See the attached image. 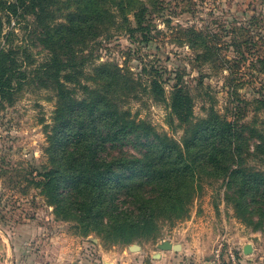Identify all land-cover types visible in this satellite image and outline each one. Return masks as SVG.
Here are the masks:
<instances>
[{
  "label": "rangeland",
  "instance_id": "374dc122",
  "mask_svg": "<svg viewBox=\"0 0 264 264\" xmlns=\"http://www.w3.org/2000/svg\"><path fill=\"white\" fill-rule=\"evenodd\" d=\"M16 1V14H2L0 34L1 48L13 30L8 37L19 51L22 72L13 101L0 105V261L11 264L16 256L18 264H49L51 255L63 256L66 246L78 245L81 258L89 263L110 264L123 260L120 254L131 244L149 252L165 239L180 244L170 264H201L220 244L234 248L238 264H264V197L254 190L255 197H247L245 218L238 217L228 199L232 191L226 179L202 174L201 189L186 218L171 222L159 217L154 231L130 244L113 243L94 230L84 233L74 220L54 214L32 183L34 168L46 160L44 124L51 121L56 105L55 92L43 85L39 68L48 52L35 16L23 0ZM137 1L126 10L127 17L111 6L112 16L98 27L97 35L75 45L76 57L85 60L81 82H92L97 78L95 66L107 64L116 74L111 96L119 108L180 141L183 126L168 106L171 88L178 82L192 97L194 120L213 107L242 125L246 165L264 171V152L255 150L256 144L264 143V0ZM142 5L144 34L129 30L137 26L133 14ZM75 6L76 0H57L41 22L64 21ZM154 74L164 87L163 98L149 91ZM108 146L113 155L143 152L131 137ZM16 230L12 256L11 236ZM243 243L252 246L251 253L243 252ZM140 250H129V256L139 257Z\"/></svg>",
  "mask_w": 264,
  "mask_h": 264
},
{
  "label": "trees",
  "instance_id": "16d2710c",
  "mask_svg": "<svg viewBox=\"0 0 264 264\" xmlns=\"http://www.w3.org/2000/svg\"><path fill=\"white\" fill-rule=\"evenodd\" d=\"M56 1L23 0L42 29L40 39L48 53L39 68L43 85L50 86L56 97L51 121L43 130L46 160L34 168L32 180L53 206L54 214L74 220L84 233L94 230L113 243L130 244L154 231L159 217L171 222L186 218L205 174L226 179L232 191L228 199L237 216L245 218L247 197L257 189L264 197V171L246 165L245 130L237 120L213 107L205 117L194 120L192 97L177 82L171 88L168 106L183 126L179 141L119 108L111 96L116 74L107 64L95 66L97 78L92 82L80 80L85 60L76 57L75 45L97 35L98 27L112 16L111 6L127 17L126 10L137 0H76L64 21L43 24L42 17ZM17 7L16 0H0V34L2 14H16ZM145 12L144 5L134 12L137 26L130 31L144 34ZM12 31L0 48V105L13 101L22 74L19 51L8 37ZM154 75L149 91L163 98L164 87ZM130 137L143 148L139 156L109 154V144ZM255 150L264 152V143L256 144Z\"/></svg>",
  "mask_w": 264,
  "mask_h": 264
},
{
  "label": "crops",
  "instance_id": "0c3cea01",
  "mask_svg": "<svg viewBox=\"0 0 264 264\" xmlns=\"http://www.w3.org/2000/svg\"><path fill=\"white\" fill-rule=\"evenodd\" d=\"M17 230L13 232V235L11 236V254L12 256L15 254V251L17 249ZM28 237V236H27ZM245 243L241 245V249L243 250V246ZM140 254L139 257L137 256H129V250L124 251L121 255L123 257V260H111L110 264H170L172 253H175L173 250H158V249H151L149 252L145 251L143 246L140 247ZM183 249V246L181 247ZM63 256L57 257V255H51L49 257L50 263L49 264H93L89 263L87 260H84L81 258V251L78 245H75L73 248L71 246H66L65 251L62 252ZM57 254V253H55ZM150 256V258H149ZM80 258V259H78ZM17 257L13 256V259L11 260V264H18L16 261ZM209 260H204L201 262V264H205ZM0 264H3L2 261H0Z\"/></svg>",
  "mask_w": 264,
  "mask_h": 264
},
{
  "label": "built area",
  "instance_id": "2783aa9c",
  "mask_svg": "<svg viewBox=\"0 0 264 264\" xmlns=\"http://www.w3.org/2000/svg\"><path fill=\"white\" fill-rule=\"evenodd\" d=\"M208 262L211 264H238L241 260L237 257L234 248L231 246L224 248L220 244L214 250L213 257Z\"/></svg>",
  "mask_w": 264,
  "mask_h": 264
},
{
  "label": "water",
  "instance_id": "95a60500",
  "mask_svg": "<svg viewBox=\"0 0 264 264\" xmlns=\"http://www.w3.org/2000/svg\"><path fill=\"white\" fill-rule=\"evenodd\" d=\"M137 248H140L139 245L137 244H131L128 246L129 250H136ZM180 248V244L175 243L173 244L171 241L169 240H161L158 244H157V249L158 250H173V251H177ZM243 252L245 254L251 253L252 252V246L250 244H245L243 246ZM205 264H211L210 262H206Z\"/></svg>",
  "mask_w": 264,
  "mask_h": 264
}]
</instances>
